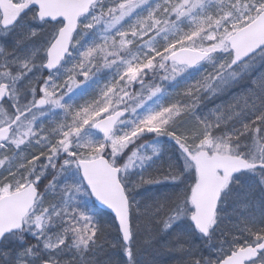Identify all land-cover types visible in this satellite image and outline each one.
I'll use <instances>...</instances> for the list:
<instances>
[{
	"label": "snow or ice",
	"instance_id": "obj_1",
	"mask_svg": "<svg viewBox=\"0 0 264 264\" xmlns=\"http://www.w3.org/2000/svg\"><path fill=\"white\" fill-rule=\"evenodd\" d=\"M0 264H264V0H0Z\"/></svg>",
	"mask_w": 264,
	"mask_h": 264
}]
</instances>
